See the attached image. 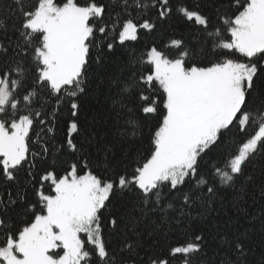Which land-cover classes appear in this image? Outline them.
<instances>
[{"label": "snow or ice", "instance_id": "obj_1", "mask_svg": "<svg viewBox=\"0 0 264 264\" xmlns=\"http://www.w3.org/2000/svg\"><path fill=\"white\" fill-rule=\"evenodd\" d=\"M226 203L264 232V0H0V264H251Z\"/></svg>", "mask_w": 264, "mask_h": 264}, {"label": "trees", "instance_id": "obj_2", "mask_svg": "<svg viewBox=\"0 0 264 264\" xmlns=\"http://www.w3.org/2000/svg\"><path fill=\"white\" fill-rule=\"evenodd\" d=\"M89 103L93 107L95 111H97L101 116V125L100 129L101 131L104 130V125L102 123L103 117L108 112L109 105L105 101L104 97L101 95L98 98H89ZM230 199V196L228 197ZM245 200L247 203L244 205V207L247 208L249 217L251 215H258L261 210L260 201L257 198L255 201L251 199L250 196H246ZM224 213H227V216L224 215ZM230 216L234 220H238V223L240 225L248 226L252 228V231L249 233L248 238V246L251 249V252L249 253V260L251 264H260V261L262 257H264V232L260 230V224L259 220L254 222L253 224H249V220L246 218H239L237 216V213L232 208L230 203H226L224 208L221 210L220 219H227V217ZM243 230V229H241Z\"/></svg>", "mask_w": 264, "mask_h": 264}]
</instances>
